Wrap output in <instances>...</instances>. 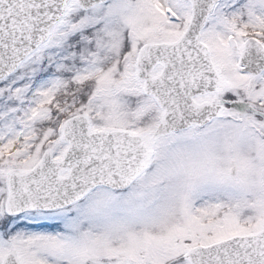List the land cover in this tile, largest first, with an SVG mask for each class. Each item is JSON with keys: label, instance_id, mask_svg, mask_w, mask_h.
Masks as SVG:
<instances>
[{"label": "snow or ice", "instance_id": "snow-or-ice-1", "mask_svg": "<svg viewBox=\"0 0 264 264\" xmlns=\"http://www.w3.org/2000/svg\"><path fill=\"white\" fill-rule=\"evenodd\" d=\"M0 264H264V0H0Z\"/></svg>", "mask_w": 264, "mask_h": 264}]
</instances>
